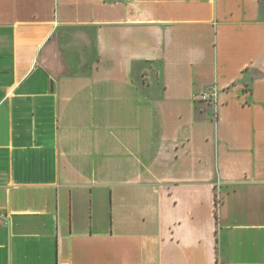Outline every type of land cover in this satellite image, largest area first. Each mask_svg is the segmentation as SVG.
Wrapping results in <instances>:
<instances>
[{"label":"crops","instance_id":"0c3cea01","mask_svg":"<svg viewBox=\"0 0 264 264\" xmlns=\"http://www.w3.org/2000/svg\"><path fill=\"white\" fill-rule=\"evenodd\" d=\"M0 264H264V0H0Z\"/></svg>","mask_w":264,"mask_h":264},{"label":"built area","instance_id":"2783aa9c","mask_svg":"<svg viewBox=\"0 0 264 264\" xmlns=\"http://www.w3.org/2000/svg\"><path fill=\"white\" fill-rule=\"evenodd\" d=\"M199 100L203 102H217L218 101V96L216 92L213 93H205L199 96Z\"/></svg>","mask_w":264,"mask_h":264}]
</instances>
